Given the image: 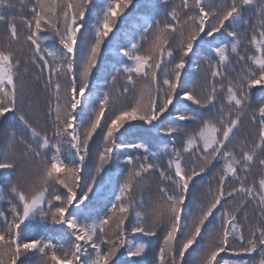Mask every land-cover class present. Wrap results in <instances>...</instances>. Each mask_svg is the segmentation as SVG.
I'll list each match as a JSON object with an SVG mask.
<instances>
[{
    "label": "snow or ice",
    "instance_id": "obj_1",
    "mask_svg": "<svg viewBox=\"0 0 264 264\" xmlns=\"http://www.w3.org/2000/svg\"><path fill=\"white\" fill-rule=\"evenodd\" d=\"M19 6L0 0V264H143L153 241L154 264H264V0Z\"/></svg>",
    "mask_w": 264,
    "mask_h": 264
},
{
    "label": "trees",
    "instance_id": "obj_2",
    "mask_svg": "<svg viewBox=\"0 0 264 264\" xmlns=\"http://www.w3.org/2000/svg\"><path fill=\"white\" fill-rule=\"evenodd\" d=\"M16 0H14V2H15ZM18 2H19V0H17ZM24 11L25 13H26V9H21L20 8V6H17L14 10H13V12L15 13L16 11ZM3 31V27L2 26H0V32H2ZM107 57H113V59H106L105 60V66H106V68L107 69H109V70H112L113 71V74H114V69H115V67H118L119 65H117L116 64V59H119V57H117L116 56V53L114 52V53H106L105 54ZM196 71V70H195ZM109 80H111V76H108L107 77ZM99 83V85H100V92L102 93V92H104V91H106L107 89L103 86V82L102 81H99L98 82ZM258 95H260L259 93H258ZM36 101H39V103L41 104V106L43 105V103H44V95H43V93L42 92H40V91H38L37 92V94L33 97V102L35 103ZM145 127H147V126H145ZM190 127H192V128H195L196 127V125L195 124H193V125H191ZM131 131H135L136 133H132ZM144 132V133H147V132H145L143 129H131L130 131H129V133H128V135L127 136H129V135H132V136H134L135 134H137L138 132ZM140 134V133H139ZM159 134H157V133H155V132H153V133H151L150 134V136L149 137H147V138H149V139H145L146 137H138V138H140V139H137V140H132V139H130V138H128L129 140H131V141H134V142H149L150 140H151V143H152V145L154 146L153 147V150H157L159 147H160V145H161V141L159 140V139H155V137H157ZM153 137V138H152ZM69 146L67 145V144H65L64 145V148H65V150H67V148H68ZM18 151L20 150L19 148L17 149ZM65 154H67V151L65 152ZM1 171H3V170H1ZM114 173L115 172H112V173H110L108 176H105V179H104V182H103V185H104V187L106 188V190L111 186V187H113L114 185H115V182H116V178H117V176L119 175V171H117V173H116V175L115 176H113L114 175ZM12 179H13V181L15 180V175L13 174L12 175ZM212 180V176L211 175H207V176H205V178H204V181L199 185V188H200V191L201 192H203V191H205L207 188H208V186H209V181H211ZM114 199V198H113ZM247 215L249 216V218L250 219H252V218H254V216H255V208L254 207H249L248 208V210H247ZM40 228H41V226H40ZM41 231L43 232V233H47L43 228H41ZM49 235V234H48ZM137 239L139 240V239H141V237L139 236V234H137ZM144 240H147L148 238H143ZM155 241H153V246H150L149 247V249L147 250V252H151L150 254H152V255H155V253L158 251V249L157 248H155ZM146 252V253H147ZM149 254V255H150ZM231 254V253H230ZM225 256V258H227V259H235V257H233L232 255L231 256H227V255H224ZM243 258L244 259H247V260H252V259H257L258 260V254H252V256L251 257H249V256H247V255H245V256H243Z\"/></svg>",
    "mask_w": 264,
    "mask_h": 264
},
{
    "label": "rangeland",
    "instance_id": "obj_3",
    "mask_svg": "<svg viewBox=\"0 0 264 264\" xmlns=\"http://www.w3.org/2000/svg\"><path fill=\"white\" fill-rule=\"evenodd\" d=\"M15 3H17V6H19V2L16 0L15 1ZM16 11V10H15ZM20 13V11H16L15 12V14H19ZM110 53H114L113 51H109ZM194 68V67H193ZM192 71H195V69H193ZM101 90V89H100ZM258 99H259V95H258V93H257V96L254 98V101L255 102H258ZM133 123H138V122H133ZM140 133V134H139ZM150 136V134H148V133H144V132H138L137 134H135L134 136H132V135H129V136H127L126 138L128 139V138H130V139H132V140H137V139H140V138H138V137H146L145 139H149V138H147V137H149ZM153 138V137H152ZM129 140V139H128ZM151 141V140H150ZM117 171H119V170H116V169H114L113 170V172H115L114 173V175L113 176H115L116 175V173H117ZM0 172H3V171H1L0 170ZM13 175V174H12ZM111 189H112V187L110 186L108 189H107V191L110 193V191H111ZM0 190H2L3 192H6L7 191V185H6V182H4V181H0ZM110 198H112V197H110ZM106 201L105 200H102V201H99L98 203L100 204V205H102L103 203H105ZM5 203H6V200H5ZM38 219V218H37ZM51 227V225H48V228H50ZM41 228H43L47 233L45 234V233H43L42 231H41ZM40 228V226L39 225H37L36 227H33L32 228V230H31V232H30V234L31 235H34V236H37V237H39V236H41V235H53V233H51V232H49L48 230H47V228H45V227H41ZM57 239H59V237H57ZM151 252H147L146 253V255L142 258L143 259V264H145V263H150V262H153V264H154V261H155V255H152V254H150ZM150 254V255H149ZM222 255H227V256H231L232 254H230V253H226V254H222ZM196 257V254H193V257H188L187 256V253H186V258H188V259H194ZM133 259H140V258H133ZM39 261H40V257L37 255V256H35V257H33V264H39Z\"/></svg>",
    "mask_w": 264,
    "mask_h": 264
}]
</instances>
